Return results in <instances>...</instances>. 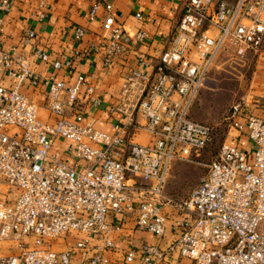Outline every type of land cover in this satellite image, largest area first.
<instances>
[{
  "label": "built area",
  "instance_id": "obj_1",
  "mask_svg": "<svg viewBox=\"0 0 264 264\" xmlns=\"http://www.w3.org/2000/svg\"><path fill=\"white\" fill-rule=\"evenodd\" d=\"M15 1L0 0V25ZM100 10L108 38L93 51H103L109 67L129 51V31L111 3H94L90 18ZM135 16L144 19L141 11ZM72 35L82 41L86 29L76 26ZM35 37L30 29L23 43ZM134 38L143 42L149 34L138 30ZM227 50L239 56L263 52L264 0H186L158 61L139 57L111 107L130 125H140L139 116L145 120L152 140L143 144L126 141L120 122L109 134L75 111L82 92L94 107L103 104L86 76L73 85L54 73L42 77L17 47L0 43V196H16L0 199V241L13 239L19 248L0 254V264H264V118L237 121L235 106L232 126L235 136H247L246 146L223 143L188 197L166 193L174 164L197 161L214 141V127L191 112ZM35 57L48 63L49 53ZM50 65L71 68L73 61ZM152 65L153 75L141 69ZM6 76L15 77L13 86L3 84ZM26 82L44 86L45 106L56 120L41 117L39 104L21 91ZM57 137L75 143L74 164L53 154ZM118 216L134 218L138 229L158 239L171 226L173 237L164 248L159 242L120 247L116 240L126 228ZM60 240L68 244L61 247Z\"/></svg>",
  "mask_w": 264,
  "mask_h": 264
},
{
  "label": "crops",
  "instance_id": "obj_2",
  "mask_svg": "<svg viewBox=\"0 0 264 264\" xmlns=\"http://www.w3.org/2000/svg\"><path fill=\"white\" fill-rule=\"evenodd\" d=\"M41 1H15L12 10L5 15L4 22L0 25L2 46L6 49L17 47L19 53L25 58L26 64L42 77L54 73L58 79L65 80L67 85H73L80 76H86L89 83L95 86V94L100 97L103 104L94 107L88 101L83 100L82 92L81 103L75 111L85 113V121H94L96 128L101 131L113 134L117 131L115 123L120 122V134L126 141L149 143L152 137L143 125L145 120L141 116L138 117L140 125L133 126L128 124L120 113L112 111L111 107L117 105L116 93L121 79L128 71L138 66L139 57L146 56L154 63L158 61L167 45L170 32L180 18L186 0H44L45 6L40 7ZM96 2L113 4L116 20L129 31L127 37L129 51L125 55L118 56L109 67L104 64L103 51L99 53L93 51L94 47L100 46L108 38L103 29V19L106 13L100 10L97 18H90V8ZM139 11L144 15L143 20H138L135 16ZM40 14H44V17H41ZM76 26L86 29V35L79 42L75 41L72 35V29ZM30 29L36 32V37L31 40L30 45H25L22 38ZM138 30H145L149 34V38L143 42L137 41L134 38V33ZM37 51L49 53L48 63L36 59ZM83 53H86L85 56L79 57ZM262 54L257 60L258 64L253 75L252 90L249 99H247L249 102L247 105L251 104L252 114L264 118V53ZM67 59L73 61L71 68L52 69L50 64H53L54 61L64 62ZM141 69L153 75L155 67L152 65L141 67ZM15 81V77L6 76L2 82L11 87ZM21 90L39 104L40 114L44 120H56L57 117L52 115L45 106L46 94L43 85H30L26 82ZM247 109L239 110L237 121L246 118L247 114H243L244 116L241 114ZM231 143L246 146L247 136L245 134L235 136ZM74 148L73 141L57 137L54 140L52 152L58 159L72 165L76 162L73 157ZM79 162L82 163V161ZM185 163L187 162H176L173 169L176 172L188 171V165ZM15 197V194H10L9 196H0V199L12 201ZM122 219L123 217L118 216L116 220ZM123 223L126 228L125 232L116 240L120 247L139 249L146 244L159 242L164 248L167 240L173 237L171 226L165 237L158 239L148 236L146 232L138 229L134 218L123 219ZM18 252L19 248L15 240L0 241V254L13 255Z\"/></svg>",
  "mask_w": 264,
  "mask_h": 264
},
{
  "label": "rangeland",
  "instance_id": "obj_3",
  "mask_svg": "<svg viewBox=\"0 0 264 264\" xmlns=\"http://www.w3.org/2000/svg\"><path fill=\"white\" fill-rule=\"evenodd\" d=\"M262 53L258 55L248 53L239 56L233 51L227 50L218 56L211 71L212 82L201 90L191 112L192 118L214 127V141L200 151L197 161L185 163L188 165V171L176 172L173 166L167 178V194L176 199L188 197L190 191L206 175V164L217 155L221 145L225 142L231 143V140L235 139L236 132L232 127L231 120L235 106L240 105V109L248 108L243 111L242 116H244L243 114L254 115L250 107L251 104L247 105L249 103L247 99L251 95L257 60L263 55ZM147 235L154 238L149 233ZM59 242L61 247L68 244L65 240Z\"/></svg>",
  "mask_w": 264,
  "mask_h": 264
}]
</instances>
